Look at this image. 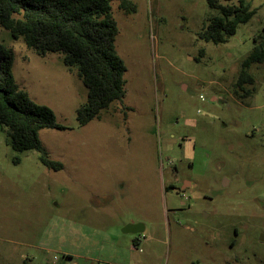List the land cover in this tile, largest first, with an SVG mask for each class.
Listing matches in <instances>:
<instances>
[{
	"label": "rangeland",
	"instance_id": "obj_1",
	"mask_svg": "<svg viewBox=\"0 0 264 264\" xmlns=\"http://www.w3.org/2000/svg\"><path fill=\"white\" fill-rule=\"evenodd\" d=\"M128 1L110 3L125 96L84 126L87 90L61 55L0 27L15 83L63 127L38 133L54 171L0 126V264H264V63L250 96L235 87L264 0L216 45L199 38L220 15L205 0Z\"/></svg>",
	"mask_w": 264,
	"mask_h": 264
},
{
	"label": "trees",
	"instance_id": "obj_2",
	"mask_svg": "<svg viewBox=\"0 0 264 264\" xmlns=\"http://www.w3.org/2000/svg\"><path fill=\"white\" fill-rule=\"evenodd\" d=\"M112 0H0V27L13 40L21 38L38 56L61 55L62 63L87 90L85 104L76 110V120L84 126L97 118L113 102L125 96L126 67L115 50L118 28L110 10ZM119 9L128 13L134 5L118 0ZM220 12L199 33V38L223 44L240 24L248 22L254 10L246 0H205ZM14 53L0 43V126L7 129V143L17 152L36 151L39 162L58 171L62 164L50 160L38 133L43 129H63L52 110L33 102L15 83L12 74ZM264 63V27L251 52L241 63L235 87L240 97H248L254 79L248 72L253 64ZM23 264H28L23 262Z\"/></svg>",
	"mask_w": 264,
	"mask_h": 264
},
{
	"label": "water",
	"instance_id": "obj_3",
	"mask_svg": "<svg viewBox=\"0 0 264 264\" xmlns=\"http://www.w3.org/2000/svg\"><path fill=\"white\" fill-rule=\"evenodd\" d=\"M124 233L141 234L143 232V227L139 224H129L123 229Z\"/></svg>",
	"mask_w": 264,
	"mask_h": 264
},
{
	"label": "flooded vegetation",
	"instance_id": "obj_4",
	"mask_svg": "<svg viewBox=\"0 0 264 264\" xmlns=\"http://www.w3.org/2000/svg\"><path fill=\"white\" fill-rule=\"evenodd\" d=\"M191 187V184L190 183H185L183 185V187H181V191H186L187 189H189ZM170 189V188H168Z\"/></svg>",
	"mask_w": 264,
	"mask_h": 264
},
{
	"label": "crops",
	"instance_id": "obj_5",
	"mask_svg": "<svg viewBox=\"0 0 264 264\" xmlns=\"http://www.w3.org/2000/svg\"><path fill=\"white\" fill-rule=\"evenodd\" d=\"M134 224V223H133ZM144 231V230H143ZM138 241V240H137Z\"/></svg>",
	"mask_w": 264,
	"mask_h": 264
}]
</instances>
